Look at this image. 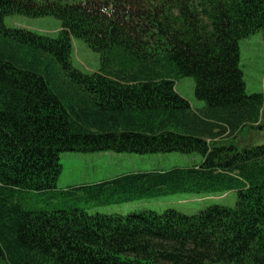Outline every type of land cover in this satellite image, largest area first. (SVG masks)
Returning a JSON list of instances; mask_svg holds the SVG:
<instances>
[{
    "label": "trees",
    "instance_id": "trees-1",
    "mask_svg": "<svg viewBox=\"0 0 264 264\" xmlns=\"http://www.w3.org/2000/svg\"><path fill=\"white\" fill-rule=\"evenodd\" d=\"M12 14L54 16L61 29L8 27ZM257 31L264 37V0H0V258L264 264V143H232L264 127V93L246 91L240 66V40ZM76 38L99 53L98 70L74 65ZM184 76L204 106L178 93ZM65 151L197 152L202 161L58 189ZM203 190H236V204L127 215L77 205Z\"/></svg>",
    "mask_w": 264,
    "mask_h": 264
},
{
    "label": "rangeland",
    "instance_id": "rangeland-1",
    "mask_svg": "<svg viewBox=\"0 0 264 264\" xmlns=\"http://www.w3.org/2000/svg\"><path fill=\"white\" fill-rule=\"evenodd\" d=\"M8 27H19L56 37L61 29V21L54 16L32 17L24 14H12L5 17ZM73 63L85 72H94L100 66L99 53L94 51L82 39L73 41ZM240 66L243 71L248 93H264V37L257 31L240 40ZM179 94L188 99L193 107H202L205 102L195 95V80L184 76L176 80ZM238 148L251 147L264 143V127L261 129L245 128L234 139ZM202 155L197 152H115V151H65L60 154L62 165L57 180V188L94 183L113 178L117 175L131 172H146L152 170L171 169L174 167L191 166L201 163ZM25 195L31 196V192ZM39 195L37 198H44ZM237 201V191L220 192L213 190L184 191L135 198L129 201L110 204L81 202L77 205L89 213H119L127 215L133 211L155 210L163 212L168 208L177 209L186 214H196L212 204L234 206ZM31 202V200H30ZM40 209L51 208L45 201L34 203ZM69 206H59V208ZM0 264H7L0 258Z\"/></svg>",
    "mask_w": 264,
    "mask_h": 264
},
{
    "label": "crops",
    "instance_id": "crops-1",
    "mask_svg": "<svg viewBox=\"0 0 264 264\" xmlns=\"http://www.w3.org/2000/svg\"><path fill=\"white\" fill-rule=\"evenodd\" d=\"M194 108H196V107H194ZM198 108H200V107H198Z\"/></svg>",
    "mask_w": 264,
    "mask_h": 264
}]
</instances>
